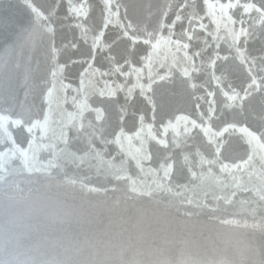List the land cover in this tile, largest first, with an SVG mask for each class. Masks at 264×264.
Instances as JSON below:
<instances>
[{
  "label": "snow or ice",
  "instance_id": "6c2138e0",
  "mask_svg": "<svg viewBox=\"0 0 264 264\" xmlns=\"http://www.w3.org/2000/svg\"><path fill=\"white\" fill-rule=\"evenodd\" d=\"M4 197L82 231L0 264H264V0H0Z\"/></svg>",
  "mask_w": 264,
  "mask_h": 264
},
{
  "label": "water",
  "instance_id": "95a60500",
  "mask_svg": "<svg viewBox=\"0 0 264 264\" xmlns=\"http://www.w3.org/2000/svg\"><path fill=\"white\" fill-rule=\"evenodd\" d=\"M178 101L176 99L170 98L167 94L163 97V103L165 106L169 104H175ZM191 104L190 99H186L183 101V107L189 108ZM131 107L140 110L142 108V102L137 99L132 102ZM110 115L115 120V116L117 115L115 112L114 105H109ZM134 122V118H130L129 125L131 126ZM20 135H23L20 133ZM199 140V138H198ZM201 145L203 146V141L199 140ZM207 150V149H206ZM236 150L235 142L229 144L228 149H226L225 155L230 156ZM96 227V225L89 226L85 224L83 226L84 231H91ZM103 227V225H100ZM162 227L161 224L154 223L153 231ZM196 229L192 230H198ZM131 230V225H129ZM67 229V231H65ZM82 231L80 225L72 224V225H56L51 226L48 221L45 220L43 216L36 214H29V205L25 203H17L16 201H9L6 197L0 198V233L3 234L4 242L7 246L8 252L18 251L16 248L17 237L21 238V245L23 247H29L37 241L43 239L45 235L49 237V241L46 243L45 247L42 248V251H45L47 255H63V249L59 247H54L51 243L53 239L58 237L66 236L68 234H76L79 235ZM224 240L227 241L232 237V234L227 230H224ZM26 234V235H24ZM127 235V234H126ZM225 247L224 243L217 241V251L222 252ZM233 250L231 247L228 248V252L231 253ZM131 253H129L130 255ZM87 255V252L82 253L81 255L75 257L76 259H83L84 256Z\"/></svg>",
  "mask_w": 264,
  "mask_h": 264
}]
</instances>
